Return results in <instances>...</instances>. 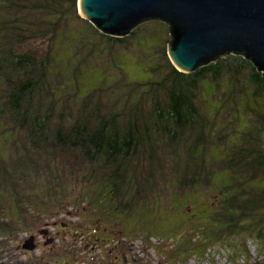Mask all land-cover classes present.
<instances>
[{
	"label": "rangeland",
	"instance_id": "1",
	"mask_svg": "<svg viewBox=\"0 0 264 264\" xmlns=\"http://www.w3.org/2000/svg\"><path fill=\"white\" fill-rule=\"evenodd\" d=\"M60 9L63 12V24L66 23L64 29H69V32H59L62 28L59 25L58 29H54L59 35L52 40L48 39V35L41 37V34L38 35L37 32L33 41L14 48L15 54L33 52L37 57L54 53V62L51 60L46 67V78L52 81L51 97L48 99V104L52 99V123L57 122L63 116L62 118L66 120L61 121V124L69 127L74 120L72 116L81 115L83 109L91 111L90 108L97 103L100 104L102 114L119 112L124 104L123 119L142 116V109L147 114L151 107V96H144L139 112L136 111V114H133V108L137 106L138 100L135 94L129 95V90L133 82L141 83L147 78V83L158 82L163 73L167 72L168 63L164 59V56H167V44L170 41L167 26L143 23L140 36L126 40L127 48L119 47L100 38L87 22L77 19L78 15L82 17L78 1L77 11H74L68 4ZM55 15H59V8ZM74 61L77 65L76 70L69 74ZM0 67L4 69V65ZM120 70L123 72L124 83L116 87L114 83L121 78L118 76ZM226 70L227 68L222 74L226 73L223 76L221 74L216 81L209 79L213 89L209 88L208 81L203 80L195 92L196 104L202 119L206 121L207 134H205L206 139H203V145L207 155L205 154L204 160L207 168H213L216 171L219 170L224 159L227 161L230 158L231 151L233 152L236 148L239 147L242 151L254 149L249 138V134L254 136L253 129L259 132L264 131V86L255 88L250 81L251 72L247 67L238 71ZM121 87L127 88L118 91ZM7 91V85L0 83V103L4 102ZM160 95L166 101L162 92ZM255 95L257 97L253 98ZM42 96L43 94H40V101ZM87 98L92 104L86 103ZM44 102H46L45 99ZM64 103L67 105L66 108L63 107ZM6 114L0 119V146L2 139L9 138V135L2 134L12 133L11 136L18 143L19 151H23L18 153L16 161L22 160L25 149L31 158H35L37 154H33L29 148L25 136L26 131L11 122ZM69 119L70 122L67 121ZM186 136L190 137L189 133ZM258 137L257 149H261L264 147V136H261L262 139L259 135ZM176 151L185 158L180 148ZM156 152L165 165L153 169V172L158 178L166 179L171 169L167 162L168 153L165 145L163 143L157 145ZM140 153L141 151L138 157L135 156L132 159V164L136 167L130 169V173L133 172L136 176L140 175V168H145V171L148 168L142 165V153ZM197 153L200 154L201 149H198ZM9 157L10 152L3 151L0 147V158ZM54 158L61 166L59 170L62 172L68 158L67 154L65 156L63 153L55 152ZM72 160L68 162L73 163ZM4 162L11 163V158ZM52 164L51 166L48 164L46 174L36 176L37 179L30 178V189L35 185L39 193V201L25 209L26 213L22 217L23 224L14 225L18 233L13 235L14 239L2 238L0 240V264H243V251L245 250L241 252L240 259L232 263L230 253L220 250L218 246L210 254L207 252V255H203L198 254V251L202 249L201 244L194 243L193 227L197 224L208 228L222 224H225V227L228 225L225 222H216L208 216L209 208L217 212V206L220 204V194L216 189L219 185L218 176L224 177L225 172L222 171L218 175L212 174L211 179L213 178L214 182L210 187H177L173 182L170 184L173 186L161 184L160 192L164 190L165 193L160 195L159 192H154L145 200L141 198L132 211L121 220L120 215L111 210L108 202H95L94 209L78 196L88 187V184L82 181L87 172V169L81 168L83 159L75 164L72 170L73 178L65 181L72 189L68 199L61 201L59 207L51 206L50 201L46 202L42 194L44 189L51 184L56 187L59 180V177L49 180L55 169ZM69 172L66 169V173ZM227 172L232 175L230 169H227ZM8 175H12V170L8 171ZM220 182L222 183L221 179ZM258 186L264 189V172L259 185L256 180L246 181L245 184L242 180L235 189L233 188L228 193L225 192L224 200L233 196L234 193H238L242 198L246 197V193H251L252 196L258 190ZM20 187L25 190L29 188L28 185ZM1 190L2 187H0ZM3 199L6 202L11 201L8 195H5ZM1 200L2 197H0ZM261 203L264 210V198ZM0 208L6 210L3 204ZM256 213L260 212L257 210ZM7 215L11 216L8 210L1 217L5 219ZM254 219H259V215ZM46 224L49 226L45 227ZM43 229L47 231L50 242L46 241V245L40 244L39 246V235ZM240 231L241 233L236 236L217 234L214 238L219 239H216L215 243L226 245L225 242H230L234 245V250H240L244 245L250 254L247 262H264V242L261 241L264 239V232L261 239L256 238L257 233L250 234L244 228ZM30 232L33 237H37V239L34 238L37 246L32 250L27 248L30 246L29 243L27 244ZM148 233H151V240L147 238ZM169 234L176 236L175 240L167 238V241H162L161 235ZM94 239L98 240L97 246ZM101 239L113 241L103 243ZM180 240L187 244L190 242L195 246L190 247V254H185V259L172 260L173 256L170 253L179 245L174 246V241L179 243ZM23 245L26 247L23 248Z\"/></svg>",
	"mask_w": 264,
	"mask_h": 264
},
{
	"label": "trees",
	"instance_id": "2",
	"mask_svg": "<svg viewBox=\"0 0 264 264\" xmlns=\"http://www.w3.org/2000/svg\"><path fill=\"white\" fill-rule=\"evenodd\" d=\"M77 1L0 0V64L4 65L3 70L0 67V83H5L8 87L5 100L0 103V119L7 113L11 122L16 123L20 129H24L29 148L33 154H37L35 158H31L25 149L22 160L16 161L18 153L23 151H19L18 143L11 136L12 133L2 134L9 135L8 139H2L0 147L3 151H9L10 157L0 158V187H2L0 205L3 204L6 208V210L0 208V240L2 238L14 239L13 235L18 234L14 225L23 224L22 217L26 213L25 209L39 201L38 190L35 185L30 189L29 181L31 177L37 179L36 176L46 174L48 164L51 166L53 163L52 167L55 168L53 169L54 174L49 180L59 177L56 187L51 184L42 193L44 200L52 203L51 206L59 207L60 202L68 199V196L71 195L72 189L65 181L73 178L72 170L75 164L83 159L81 168L87 169V172L82 181H85L88 187L86 191L83 190L84 193L80 192L78 196L92 208H94L95 202H108L111 210L120 215V219L125 218L141 198L145 200L154 192H159L160 195L165 193L164 190L160 192L161 184L164 186L173 182L177 187H210L214 182L213 178L211 179L212 174L218 175L223 171L225 176H218L217 183L219 185L216 188L220 194V204L217 206V212L209 208L208 216L215 219L216 222H225L228 225L225 227V224H222L208 228L197 224L193 227L195 231L194 243H199L202 246L198 254L207 255V252L210 254L218 246L220 250L229 252L230 261L235 263L240 259L241 252L245 250L243 251V264H264L263 261H261L262 263L247 262L250 259V254L244 245L242 249L234 250V245H231L230 242H225L226 245H219L215 243L219 238H214L215 235L221 236L223 233L236 236L241 233V228L250 234L257 233L256 238H263L264 210L261 203L264 198L263 187L258 186V190L252 196L251 193H246L245 198L240 197L238 193H234L226 200L223 196L225 192L228 193L233 188L235 189L242 180L244 184L246 181L256 180L259 185L264 172V147L257 149L258 135L264 136V131L259 132L253 129L254 136L249 134L254 147L251 151H242L238 147L233 152L231 151V156L227 161L224 159L225 161L219 166L218 171L207 168L203 145V139H206L205 134H207L205 131L206 121L202 119L195 94L199 83L203 80L208 81L209 88H212L213 85L209 79L216 81L226 68L238 71L247 67L251 72L250 81L255 88L264 86L263 75L250 61L240 55L227 54L190 74L176 70L167 56H164L165 62L168 63V70L165 74L163 73L158 82L147 83V78L141 83L133 82L130 86L129 95L135 94L138 100L137 106L133 108V114H136V111L139 112L144 96H151V107L147 114L142 109V116L123 119L124 104L119 112L102 114L100 104L97 103L90 108L91 111L83 109L81 115L72 116L71 118L74 120L69 127L61 124V121L66 119L59 115L61 118L57 122H53L56 126L54 129L52 99L48 104V99L51 97L52 81L50 82L46 78V67L51 60L54 62V53L37 57L33 52L15 54L14 48L33 41L37 32L38 35L41 34V37L48 35V39L52 40L59 35L54 31V29H58L59 25L62 26L59 32H69V29H64L66 23L63 24V12L60 8L68 4L74 11H77ZM58 8L59 15H55ZM77 19L87 22L88 26L92 27L100 38L119 47H124L126 40L136 39L143 30H141L140 24L129 35L117 38L99 33L79 15ZM35 20H37L36 23ZM143 23L167 26V32L169 31L168 25L162 20L144 21ZM38 24L40 25L38 26ZM127 46L125 47L127 48ZM76 66V61H74L69 74L76 70ZM118 76L121 78L115 81L116 87L122 86L124 83L121 70L118 71ZM125 85L127 86V84ZM125 88L127 87L118 88V91ZM160 92L166 97V101L162 99ZM40 94H43L41 101L39 100ZM256 97L255 95L253 98ZM86 103L92 104L89 98ZM66 106L64 103L63 107L66 108ZM67 121L70 122V119ZM187 133L190 137L186 136ZM188 141L190 142L188 143ZM160 143L166 147L167 162L171 169L166 179L158 178L153 172V169L165 165L156 152V146ZM179 148L185 158L176 151ZM198 149H201L200 154L197 153ZM140 151L142 165L148 167L149 171L148 168L147 171L145 168H140V175L136 176L133 172L130 173V169L136 167L132 164V159L139 155ZM55 152L63 153L65 156L67 154L69 158H67L62 172L59 170L61 166L56 163L54 158ZM10 158L11 163L6 164L4 160L7 161ZM70 159H73V163L68 162ZM66 169L70 172L66 173ZM227 169L231 170L232 175L227 172ZM10 170H12L11 176L8 175ZM26 184L29 186L28 190L20 187L21 185L26 187ZM5 195L10 197V202L3 199ZM7 210L11 216L7 215V218L3 219L1 216ZM257 210L260 212L259 214L256 213ZM258 215L259 219H254L258 218ZM24 232L26 234L25 230ZM138 232L142 233V231ZM150 234L148 233L147 238L151 240ZM161 236L162 241H167V238L171 240L176 238L173 234ZM28 238H33L31 232L28 233ZM46 241L47 239L44 242ZM261 241L264 242V239ZM175 245L178 246L170 253L173 256L172 260L185 259V254H190V247L195 246L190 242L187 244L183 240H180L179 243L174 241ZM230 246L232 247L230 248Z\"/></svg>",
	"mask_w": 264,
	"mask_h": 264
},
{
	"label": "water",
	"instance_id": "3",
	"mask_svg": "<svg viewBox=\"0 0 264 264\" xmlns=\"http://www.w3.org/2000/svg\"><path fill=\"white\" fill-rule=\"evenodd\" d=\"M78 8L99 33L117 38L144 21H164L167 57L179 72L193 73L231 54L264 77V0H78ZM28 243L32 250V238Z\"/></svg>",
	"mask_w": 264,
	"mask_h": 264
},
{
	"label": "flooded vegetation",
	"instance_id": "4",
	"mask_svg": "<svg viewBox=\"0 0 264 264\" xmlns=\"http://www.w3.org/2000/svg\"><path fill=\"white\" fill-rule=\"evenodd\" d=\"M47 226H49V225L46 224L45 227H47ZM34 238L37 239V237H33V238H32V245H33L34 248H35L37 245H36V243H35ZM46 239H47L48 242H50L49 239H48V236H47V231H45V229H43V230H41V235H39L38 245H39V246H40V244H42L43 246L46 245V243L44 242ZM40 241H42V242H40ZM101 241H102L103 243H110V242H112L113 240L111 241L110 239H101ZM94 242H95V245L97 246V242H98V240H97V239H94Z\"/></svg>",
	"mask_w": 264,
	"mask_h": 264
}]
</instances>
